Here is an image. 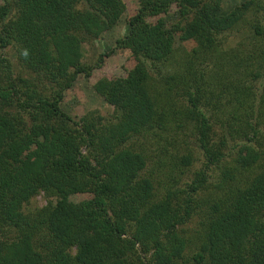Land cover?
I'll list each match as a JSON object with an SVG mask.
<instances>
[{"label": "trees", "instance_id": "trees-1", "mask_svg": "<svg viewBox=\"0 0 264 264\" xmlns=\"http://www.w3.org/2000/svg\"><path fill=\"white\" fill-rule=\"evenodd\" d=\"M224 1L138 0L75 117L126 0H0V264H264V0Z\"/></svg>", "mask_w": 264, "mask_h": 264}, {"label": "rangeland", "instance_id": "rangeland-1", "mask_svg": "<svg viewBox=\"0 0 264 264\" xmlns=\"http://www.w3.org/2000/svg\"><path fill=\"white\" fill-rule=\"evenodd\" d=\"M242 1L244 0H225L223 9L230 10L234 5L240 4ZM126 2L128 9L122 17V22L114 30L103 34L99 39L84 44L85 60L90 63L95 62L99 55L105 51L114 49V52L107 58L102 68L95 69L94 78L86 80L83 75H80L74 85L65 91V96L61 104L62 108L75 117L84 115L94 109H99L106 113L111 108L103 98L95 93L91 84L98 77L124 74V65L130 57L131 51L129 49H116L114 47L116 40L126 34L128 27L125 23V18L131 11L138 8V0H126ZM10 57L17 65L15 56L11 54ZM46 203L47 200L44 198L43 192L33 201L34 206H42Z\"/></svg>", "mask_w": 264, "mask_h": 264}]
</instances>
